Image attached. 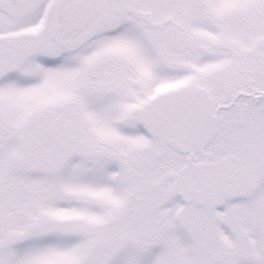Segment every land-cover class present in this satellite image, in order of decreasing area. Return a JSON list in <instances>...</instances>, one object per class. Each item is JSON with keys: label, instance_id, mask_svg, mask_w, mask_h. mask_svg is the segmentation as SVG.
I'll return each mask as SVG.
<instances>
[{"label": "snow or ice", "instance_id": "snow-or-ice-1", "mask_svg": "<svg viewBox=\"0 0 264 264\" xmlns=\"http://www.w3.org/2000/svg\"><path fill=\"white\" fill-rule=\"evenodd\" d=\"M0 264H264V0H0Z\"/></svg>", "mask_w": 264, "mask_h": 264}]
</instances>
